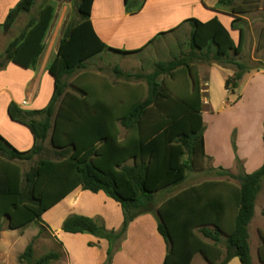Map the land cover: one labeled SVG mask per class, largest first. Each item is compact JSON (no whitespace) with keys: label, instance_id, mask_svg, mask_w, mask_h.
<instances>
[{"label":"trees","instance_id":"16d2710c","mask_svg":"<svg viewBox=\"0 0 264 264\" xmlns=\"http://www.w3.org/2000/svg\"><path fill=\"white\" fill-rule=\"evenodd\" d=\"M35 1L20 0L10 10L2 25L5 33ZM93 2L79 0V21L64 31L47 68L54 80L48 105L40 111H24L14 102L8 106L9 118L30 130L34 144L20 151L0 134V239L3 219H7L10 230L26 229L42 222L48 210L81 186L94 193L103 191L121 205L122 228L110 231L94 219L71 216L63 230L109 241L105 264H111L113 246L135 218L153 210L156 194L182 183L188 172L205 168L198 62L233 67L235 72L226 81L231 91L238 89L245 73L264 66L251 68L241 60L245 1L236 5L235 0H221L220 5L231 9V29L237 32V41L218 18L207 22L189 19L187 53L156 63L150 74L125 75L138 84L131 85L129 80L110 82L87 71L86 64L105 51L119 55L138 51L111 49L99 38L90 20ZM124 2L130 7V0ZM54 14L51 5L44 6L39 18L9 44L0 68L8 61L23 69L35 67L45 49ZM263 48L260 40L257 49ZM120 127L125 130L122 140ZM47 140L57 159H40L23 179L19 162L31 161L44 152ZM219 174L238 183L206 181L169 197L157 208L158 231L168 247L163 264H191L198 253L209 264H228L233 258L241 264H252L248 227L264 179V164L248 175L235 176L228 171ZM261 238L264 247L263 233ZM33 252L30 242L20 260L30 261ZM259 256L264 263L263 250ZM59 257L50 252L36 264H50Z\"/></svg>","mask_w":264,"mask_h":264},{"label":"crops","instance_id":"0c3cea01","mask_svg":"<svg viewBox=\"0 0 264 264\" xmlns=\"http://www.w3.org/2000/svg\"><path fill=\"white\" fill-rule=\"evenodd\" d=\"M19 1L0 0V39L4 36L13 37L0 55V61H4L9 44L22 35L30 22L39 18L44 6L51 5L55 10L53 23L45 39V49L36 66L23 69L8 61L0 68V134L18 150L27 151L33 146L34 138L26 126L9 118L8 106L14 102L24 111H40L50 102L54 91V80L47 72V68L56 56L62 38V27L69 12V3L66 0H49L42 4L40 0H36L32 9L22 13L9 32L5 33L2 25L10 10ZM220 1L130 0V7H127L124 0H94L90 20L99 38L109 48L125 52L138 51L125 55L112 51H105L103 54L119 56L140 54L157 40H166L177 32H184L182 30L185 28H189L190 37L191 26L186 22L189 19L207 22L218 18L230 31L233 40L237 41L238 34L231 29L233 20L230 16L231 9L226 5H220ZM243 19L249 22L247 17L243 16ZM244 29L245 40L241 57L246 50L247 35L246 28ZM12 32L16 34L12 35ZM249 32L253 36V31ZM50 33L51 39H49ZM162 33L164 34L159 36ZM262 33L263 29L258 37L252 38L249 61L255 59L253 55ZM155 38L156 40L149 45L148 43ZM168 61L170 60L164 62ZM234 72L235 69L231 66L198 62L201 113L205 128V168L203 171L188 172L185 178L186 187L179 188L184 180L179 185L156 194L153 210L135 218L129 224L125 236L113 246L111 264H163L168 247L158 231L156 213L163 201L182 190L206 181L238 183L235 179L220 175L221 171H228L235 176L248 175L263 166L264 68L252 69L245 73L238 89L227 90L226 81ZM138 82L135 80L129 83L135 85ZM23 102H26V105H23ZM124 134V128L120 127L121 140ZM190 174L192 183L190 181L188 183ZM209 175L214 177L197 182L198 177ZM71 216L88 217L107 230L119 232L124 222L121 205L103 191L94 193L79 186L42 217V223L55 239L57 246L55 253L60 256L56 264H105L111 247L109 241L89 233L65 232L63 224ZM248 231L252 264H264L259 256L260 251H264L261 238V233L264 234V179ZM17 232L18 230H12V237H15ZM1 241L2 239L0 244ZM205 241L210 242L208 239ZM10 248V245L6 246V250ZM191 264L209 263L198 253L194 255ZM228 264H241V262L238 258H233Z\"/></svg>","mask_w":264,"mask_h":264},{"label":"rangeland","instance_id":"374dc122","mask_svg":"<svg viewBox=\"0 0 264 264\" xmlns=\"http://www.w3.org/2000/svg\"><path fill=\"white\" fill-rule=\"evenodd\" d=\"M40 1L42 4H45L49 0ZM66 1L69 3V12L62 27L61 37L67 28L72 27L79 21L77 12V4L79 0ZM244 1L247 4H245ZM242 3H244L243 7L247 9L244 17H247L249 22L246 21L244 24V27L246 28L247 39L246 50L244 55L241 57V60L251 68L264 66V48L262 50L256 49V52L253 55L255 59H251L249 61V58L251 57L250 50L252 38L254 36L258 37L260 35L261 29H263V33L261 34L263 36L262 38L259 37V41L261 40L264 43V0H235L236 5H241ZM55 23L56 22H54V24ZM238 25L242 26V24L239 23ZM185 29L182 30L184 32H177L174 36L169 37L166 40H157L146 51H143L140 54L129 56H119L107 53L101 54L86 64V70L99 74L108 79L110 82L125 80L135 81V78L130 79L125 75L129 74L134 77L135 75L152 73L155 70L156 63L160 61L171 60L176 56H181L182 53L188 52L187 43L189 40V28ZM247 30L253 31V36L252 33ZM14 34L16 33L12 32V35ZM50 36L51 33L49 34V39H51ZM12 39L13 37L10 36H4L2 39H0V55L3 54L6 45ZM80 72L81 71H78L76 75ZM76 75L68 78L66 82L70 83ZM44 146V152L35 156L31 161L19 162L23 173V179L24 175L29 172L40 159H57L54 150L49 144V140L45 142ZM189 177L191 178V174ZM213 177L212 175L207 177H198L197 182ZM190 178H188V183L189 181H193V179L191 178L192 180H190ZM186 186L187 179L182 184H180L179 188H184ZM157 199L159 200V197ZM11 231L12 230H10L8 227L7 219H3V231L1 233L2 241L0 244L2 247L0 250V264H36L38 259L50 252H55L57 248L53 235L48 231L47 227L42 222L33 223L26 229L18 230L17 234H15V237H12L13 234ZM30 242H33V257L30 261H21L20 255L24 253L27 245ZM7 245L11 246L9 250H6ZM50 264H56V260L52 261Z\"/></svg>","mask_w":264,"mask_h":264},{"label":"built area","instance_id":"2783aa9c","mask_svg":"<svg viewBox=\"0 0 264 264\" xmlns=\"http://www.w3.org/2000/svg\"><path fill=\"white\" fill-rule=\"evenodd\" d=\"M23 105H26V102H23Z\"/></svg>","mask_w":264,"mask_h":264}]
</instances>
